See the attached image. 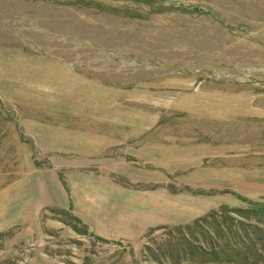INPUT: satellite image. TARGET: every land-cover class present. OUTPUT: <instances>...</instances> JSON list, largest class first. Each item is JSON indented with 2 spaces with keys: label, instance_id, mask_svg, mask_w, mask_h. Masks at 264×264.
<instances>
[{
  "label": "rangeland",
  "instance_id": "rangeland-1",
  "mask_svg": "<svg viewBox=\"0 0 264 264\" xmlns=\"http://www.w3.org/2000/svg\"><path fill=\"white\" fill-rule=\"evenodd\" d=\"M0 264H264V0H0Z\"/></svg>",
  "mask_w": 264,
  "mask_h": 264
}]
</instances>
